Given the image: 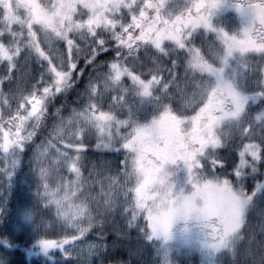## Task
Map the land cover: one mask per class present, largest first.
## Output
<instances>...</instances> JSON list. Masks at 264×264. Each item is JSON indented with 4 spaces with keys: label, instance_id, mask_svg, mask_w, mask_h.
Here are the masks:
<instances>
[{
    "label": "snow or ice",
    "instance_id": "snow-or-ice-1",
    "mask_svg": "<svg viewBox=\"0 0 264 264\" xmlns=\"http://www.w3.org/2000/svg\"><path fill=\"white\" fill-rule=\"evenodd\" d=\"M0 229L44 264H264V0H0Z\"/></svg>",
    "mask_w": 264,
    "mask_h": 264
},
{
    "label": "trees",
    "instance_id": "trees-1",
    "mask_svg": "<svg viewBox=\"0 0 264 264\" xmlns=\"http://www.w3.org/2000/svg\"><path fill=\"white\" fill-rule=\"evenodd\" d=\"M249 185H251V181H249ZM3 230L0 229V233H2ZM2 238V236H0ZM14 244L17 245V247H14L12 249H4L3 247H0L2 252H7L5 257L10 258V256L13 259H17L18 263H14V261L11 262V264H31L32 257L28 258V255L26 253V248L32 243V239L30 236L26 234H22L20 232L13 233L11 237ZM10 251H14L15 253H11L9 255ZM35 258H33L34 260ZM128 259V253L126 248L121 247L116 250L110 249L108 254L104 257L105 264H109V261H116V260H126ZM144 259L146 261L152 260V257L150 255H145ZM192 264H197V258H193Z\"/></svg>",
    "mask_w": 264,
    "mask_h": 264
},
{
    "label": "rangeland",
    "instance_id": "rangeland-1",
    "mask_svg": "<svg viewBox=\"0 0 264 264\" xmlns=\"http://www.w3.org/2000/svg\"><path fill=\"white\" fill-rule=\"evenodd\" d=\"M6 253H7V252H6ZM6 253H5V252H2L1 249H0V254H2L4 258L9 259L10 262L14 261V263H18V260H17V259H13L11 256H10V258L5 257V256H6ZM11 253H15V252H14V251H10V252H9V255H10ZM28 258H30V257L28 256ZM33 258H35V259L33 260ZM30 261H31V264H44V258H43L42 256H39V257H37V256H32V259H31ZM28 264H29V263H28Z\"/></svg>",
    "mask_w": 264,
    "mask_h": 264
}]
</instances>
